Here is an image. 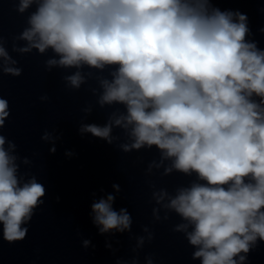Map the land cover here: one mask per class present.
I'll use <instances>...</instances> for the list:
<instances>
[{
  "label": "clouds",
  "instance_id": "obj_1",
  "mask_svg": "<svg viewBox=\"0 0 264 264\" xmlns=\"http://www.w3.org/2000/svg\"><path fill=\"white\" fill-rule=\"evenodd\" d=\"M33 0H20L23 13ZM207 0H42L22 38L30 51L53 49L49 65L103 68L118 65L101 103L127 106L115 123L133 125L132 148L156 146L173 167L196 172L206 185H193L170 207L194 225L188 235L202 264H237L249 242L264 240V52L244 42L246 17L206 7ZM0 56L7 53L0 47ZM6 72L19 75L20 70ZM78 88L82 77H68ZM0 98V127L8 116ZM84 131L109 138L110 126ZM0 136V223L8 242L25 238L21 225L44 195L32 181L19 186L14 157ZM128 150V146H125ZM170 172L171 169H166ZM251 177L255 183H245ZM227 185V187H224ZM113 197L92 205L101 233L130 225ZM241 260L244 257H240Z\"/></svg>",
  "mask_w": 264,
  "mask_h": 264
}]
</instances>
